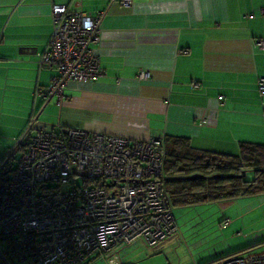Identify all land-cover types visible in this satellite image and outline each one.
I'll return each mask as SVG.
<instances>
[{"label":"crops","instance_id":"0c3cea01","mask_svg":"<svg viewBox=\"0 0 264 264\" xmlns=\"http://www.w3.org/2000/svg\"><path fill=\"white\" fill-rule=\"evenodd\" d=\"M52 1L102 13L92 45L101 75L69 82L59 101L43 98L55 71L38 64L52 31ZM263 9L264 0H0V158L45 111L54 125L164 145L181 138L196 149L237 154L241 142L264 144L257 88L264 49L256 45L264 39ZM254 196L264 205V193L234 199ZM260 241L246 238L202 264Z\"/></svg>","mask_w":264,"mask_h":264},{"label":"built area","instance_id":"2783aa9c","mask_svg":"<svg viewBox=\"0 0 264 264\" xmlns=\"http://www.w3.org/2000/svg\"><path fill=\"white\" fill-rule=\"evenodd\" d=\"M50 15L52 31L38 64L55 71L43 98L59 101L69 82L101 75L92 45L100 41L102 13L91 16L52 1ZM256 45L264 49V39ZM138 77L146 80L148 73ZM257 88L264 93V77ZM31 130L21 137L24 147L17 149L12 171L0 175V264H82L121 244L155 247L175 233L159 139L131 140L60 124ZM213 264H264V252Z\"/></svg>","mask_w":264,"mask_h":264},{"label":"rangeland","instance_id":"374dc122","mask_svg":"<svg viewBox=\"0 0 264 264\" xmlns=\"http://www.w3.org/2000/svg\"><path fill=\"white\" fill-rule=\"evenodd\" d=\"M35 118L32 119L31 133L41 127L50 130V125L57 123L53 122V113L48 111L40 113L37 120ZM28 126H31L30 123ZM18 156L19 151L14 152V165ZM253 199H256L255 196L172 207L175 233L155 247L141 241L121 244L114 247L106 257L85 259L82 264H202L238 245L244 246L242 244H245L246 238L252 240L257 237L262 241L264 205ZM224 218L232 220V224H223ZM248 252H264V244ZM114 256L118 258L114 259L115 263H110L109 258Z\"/></svg>","mask_w":264,"mask_h":264},{"label":"trees","instance_id":"16d2710c","mask_svg":"<svg viewBox=\"0 0 264 264\" xmlns=\"http://www.w3.org/2000/svg\"><path fill=\"white\" fill-rule=\"evenodd\" d=\"M23 147L22 140H19L14 149ZM161 151L162 185L172 207L264 193V144L241 142L237 154H224L196 149L184 139L173 138L165 145L161 144ZM12 153L0 158V175L8 176L14 168ZM194 173L201 177L190 178ZM261 244L264 240L206 264L247 253Z\"/></svg>","mask_w":264,"mask_h":264},{"label":"water","instance_id":"95a60500","mask_svg":"<svg viewBox=\"0 0 264 264\" xmlns=\"http://www.w3.org/2000/svg\"><path fill=\"white\" fill-rule=\"evenodd\" d=\"M197 177H201V175L200 174H196V173L190 175V178H197Z\"/></svg>","mask_w":264,"mask_h":264}]
</instances>
